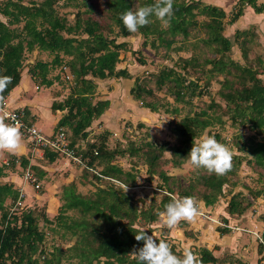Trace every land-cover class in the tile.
Here are the masks:
<instances>
[{"label": "trees", "instance_id": "obj_1", "mask_svg": "<svg viewBox=\"0 0 264 264\" xmlns=\"http://www.w3.org/2000/svg\"><path fill=\"white\" fill-rule=\"evenodd\" d=\"M25 1L0 2V14L7 18L4 21L0 16V75L12 77L4 96L20 83L23 69L26 68L24 62L27 60V52H33L36 48L52 52L54 57L50 61L37 59L28 65V72L39 86L44 87H50L55 82L62 83L61 71V74L52 75V71L57 68L66 74V79L73 80L70 92L63 100L55 99L51 105L54 113L65 110L52 135L60 130L65 131L70 146L84 159L85 167H82L84 173L79 177L80 181L63 185V203L54 219L44 216L47 223L57 220V224L65 228L66 234L75 239L67 248L55 246L50 253L45 252L42 247L46 233L39 227L35 211L27 209L20 214L13 212L12 209L20 198V190L12 182H0V264H137L129 253L134 247H142L143 241L137 242L135 235L140 230L153 235L157 228L155 224L160 221L158 212L163 211L164 205L170 202L169 194L194 197L208 208L224 196L226 185L235 186L239 183L238 172L244 161V153L250 155L246 164L264 168V81L261 77L264 75V57L258 54L255 58H250L249 52L254 39L250 29H237L233 39L224 33L227 25L235 24L245 15L248 6L256 14L264 13L263 3H258V0H236L232 9L227 12L223 7L204 0H174V15L168 26L151 17V23L139 29L140 34L145 37V46L149 42L153 48L165 46L169 51L177 42V36L187 37L193 28L206 34L202 41L213 52L212 56H205L203 59L196 55L182 57L179 62L182 63V71L176 67H164L157 75V85H167V90L175 101L184 103L187 102L186 99L191 100L192 97L209 93L212 80L220 75L223 77L219 81L221 86L218 94L225 104L211 99L205 108L171 121L169 129L176 143L170 140L160 144L147 141L140 146L131 143L128 147H121L119 144L112 147L108 143L112 133L110 129H104L98 136L94 135L95 131L91 132L97 120L100 123H97V127L104 128L102 115L111 104L109 98H99L97 88L100 81L107 84V81L111 82L116 78H132L126 67L118 68L121 52L130 50L127 41L118 42L116 36L108 37L102 22L89 15L91 8L84 14L78 11L75 23L72 24L57 13L54 0ZM136 1L137 7L154 2H106V11L111 20L109 32H114L115 25L118 27L116 35L129 37L133 34L124 27L119 15L133 8ZM234 43L242 50L245 63L231 56ZM137 60L142 65L147 64L142 57ZM130 94L133 100L142 102L144 109L159 111L160 103L148 99L154 95L153 89L138 77L135 78ZM163 106L167 113L174 115L182 110L178 106ZM19 109H24L28 119L32 120L27 108ZM226 120H230L233 126L247 127L253 132L249 137L241 139L240 144L235 142L238 151L244 155H233V166L227 174L217 176L202 168L203 171L197 177L184 182L180 176L162 169L166 163V152L172 153L173 165L180 167L188 160L193 140H197L211 126H223ZM213 136L218 141L225 142L220 133H214ZM60 155L56 150L45 149L44 157L49 161ZM120 155L144 158L150 181L155 175L161 177L156 185L157 190L163 192L160 200L153 196L147 202L146 197L136 196L130 191L141 185L139 175L134 168L125 169L116 162ZM19 160L24 171L29 168L39 178L43 177L45 171L36 165H30L27 156H22ZM16 164L17 159L13 158L0 166V176L5 174V169H14ZM86 183L96 185L95 190L82 193L78 185L84 186ZM256 195L264 199V189H259ZM8 198L12 200L10 206L6 204ZM197 204L202 210L200 203ZM252 205L253 202L243 192L232 193L222 213V221L233 225L231 222L244 215ZM69 210H75L77 215H69ZM179 224L183 226L189 223L181 221ZM217 229L225 235L232 228L219 225ZM170 230L163 227L159 237L153 236L169 243L176 255H182V249L165 234ZM185 232L187 235L193 233L190 230ZM191 250L202 264H219L222 261L208 247ZM258 253L261 256L260 262L264 260L262 242ZM37 254L43 256L42 259ZM64 259L68 261L64 262Z\"/></svg>", "mask_w": 264, "mask_h": 264}, {"label": "rangeland", "instance_id": "obj_2", "mask_svg": "<svg viewBox=\"0 0 264 264\" xmlns=\"http://www.w3.org/2000/svg\"><path fill=\"white\" fill-rule=\"evenodd\" d=\"M1 1L2 0H0V2ZM28 1L29 0H26L25 2ZM37 1L41 2L43 0ZM107 1L108 0H54V7L57 10V13L60 15V17L66 18L68 22L72 24L75 23L76 14L78 13V11H81L84 14L87 9L91 8L92 10L89 12V15L102 22L103 30L108 35V37L116 36L118 42L127 41L128 49H130L128 51L121 52V62L118 64V68L126 67L131 72L132 78H116L113 79V81H111L110 83L105 84L106 88H102V94H104V96L106 97L109 96L108 98L111 100V102L112 100H114L115 106H113V109L108 110V115H106V117L110 116V120L107 118L109 122L106 119L102 120L104 122V128L103 126H94L91 132L95 131L94 135L98 136V134L101 133L104 129H110L112 133L109 137L108 143L112 147H115L116 144L121 145V147H128L131 143H134L136 146H140L147 141H153L154 143L160 144L165 140H170L172 143H176L177 141L169 129V123L171 121H173L174 119H178L187 113H192L195 110H199L200 108H205L207 104L211 101V99H215L220 103L225 104V101L218 94V90L221 86L219 81L223 77L220 75H216V78L212 80V84L208 88L209 93H207L206 95L192 97L191 100L186 99L187 102L184 103L175 101L174 96L171 95L170 92L167 90V85L159 87L156 83L157 75L164 67H176V69L182 71V69L180 68L182 63H179L181 62L182 57H190L192 55H196L200 59H203L205 56H212L213 52L210 50V47L204 43V40L202 41L206 34L200 29L196 30L191 28V33L187 37H183L181 35L177 36V42L169 51L166 50L165 46H160L157 49L153 48L149 42L147 43V46H145V37L140 34L139 30L129 37H122L121 35H116V33L118 32V27L114 25V32H109V23L111 22V20L109 19L108 12L106 11ZM228 3L231 4L232 2L228 1ZM137 6L138 1H136L134 4V7ZM0 16L4 21L7 20V18L3 15L0 14ZM22 25L23 23L20 24V27H22ZM237 29H250L254 35L253 43L251 46L252 50H250L249 52L250 58H255L258 54H262V56L264 57V20L260 19L259 16H255L254 14H247V16H245L244 18H240L235 24L227 25L224 33H226L230 38L233 39L235 31ZM151 38L152 36H150V39ZM150 39L147 41H150ZM231 56L234 57V59H238L243 63L246 62L245 58L242 55V50L240 49L237 43H234ZM53 57L54 54L52 52L43 51L36 48L33 52L26 53L27 60L24 62V67L34 63V61H36L37 59L50 61ZM138 57L144 58L147 61V64H140L137 60ZM60 71L62 72V83L57 82V84H55L56 89H60L59 91H62L64 95H67L70 92L73 80L66 79V74L59 68L53 70L52 75H57L58 73H60ZM136 77L141 79L147 87L153 89L154 95L149 96L148 99H152L160 103V109L158 112H153L147 108L144 109L140 100L131 99V104L129 101H127L129 97V91L132 85L134 84ZM261 77L264 81V75H261ZM101 82L102 81H100V83ZM35 83V81L32 82V86H34ZM103 83L104 82H102V84ZM202 84H204V82H202ZM107 85H111L114 87H109ZM41 92L44 91L41 90ZM37 93L38 90H32L33 95ZM37 97L41 99L42 97H44V94H37ZM63 98L64 97L62 96V99ZM163 104H167L168 106H178L182 110L178 115L167 113ZM116 108L118 110L121 108H128L132 112L138 111L142 112V114L137 115L136 113H123L121 114L122 117L119 116L118 122H116L113 121L114 118H116L113 116V113L115 112V110H117ZM97 121L95 122V124L98 123ZM98 124L100 125V123ZM36 125L39 129H41L45 136H50L52 131L57 128V126H55L52 121L47 120L45 118H40ZM217 132L220 133L221 138L225 140L223 144H225L231 150L233 155H245L243 164L238 172L239 183L235 186L226 185L224 187V196H222L216 204L211 207H208V209H211L213 212H209L207 210L206 212L210 213V215L219 213L220 216L216 217L215 215V217L220 222H223V209L226 207L227 202L230 200L232 193L241 191L253 202V205L249 209H247L245 214H252L251 212H253V215L258 214L259 216L256 215V222L257 224L262 226L264 225V221H261L260 219L262 218L260 217L264 215V212L259 207V205L262 204L259 202L261 201L262 197H258L256 195V192L259 189H264V168L259 166L257 167L255 164H246V160L250 159V155L247 153L243 154V152H239L238 146L235 144V142H238L240 144L241 139L249 137L251 134H253V132H251L247 127L233 126L230 120H226V123L223 126H211L207 128L202 135H213ZM200 137H198V139ZM31 148L32 150H35L33 147ZM39 159L41 160V158ZM164 159L166 163L163 164L162 169L168 172L169 174L180 176L184 182L194 179L198 176L200 172L203 171L202 168H195L189 162V160H187L180 167H175L172 162L173 156L170 152L165 153ZM116 162L122 165L125 169L134 168L135 171H137V174L139 175L138 181L141 183V185L130 190L135 193L136 196L146 197L147 202L153 196H155L157 200L161 199L163 192L157 190L156 186L157 183L161 181V177L159 175H155L153 180L150 181L149 175L146 172V162L144 158L139 156L137 157L120 155L117 157ZM14 169L10 170L14 172ZM24 170L25 169H22V167L21 169L18 168V172L20 176H22V178L24 177ZM83 173L84 172L81 171L80 176L83 175ZM56 182L58 186H49L47 188V192H49V194H46V197L42 198V200H40L39 202H36L37 198L35 197V201L32 200L31 202H27L26 206L21 207V205H19V208L17 207L16 209H12L13 212L15 211V213L17 212L18 214H20L21 211L27 209H32L35 211L39 218V227L43 229L46 233L45 242L42 244V247L45 249V252L48 253H50V251H52L55 246H60L65 249L68 246L72 245L75 240L69 234H66L65 228L57 224V220H54L53 223H47L45 221V215L54 219V215H57L60 206L63 203V200L60 198L59 201L58 198L61 197L63 194V187L60 185L64 181L59 179ZM78 186L82 193H90L91 191L95 190L96 187V185L92 183H86V185L84 186ZM36 190L41 191L44 189L43 186H41V188ZM21 193H23V191H20V194ZM196 201L200 203V206L201 204H203L201 201ZM202 210L205 211L203 207ZM67 213L69 215H77L75 210H69L67 211ZM240 218L241 217H239V219ZM246 219L248 220V218ZM188 223L189 224H185L183 226L178 224L176 227L172 228L170 232L165 233L167 236L169 235L171 237V242L175 243L178 248L180 247V244L177 240L179 239L178 236L181 237L183 235L182 231L184 229L188 230L196 228L198 225L197 221H195L193 224H190V222ZM231 223L233 224L234 222ZM216 225L219 226L221 224L217 222L215 224V227ZM155 227L157 228L154 231L153 235L159 237L161 235V229L166 226L160 220L158 223L155 224ZM240 227L244 228L242 226ZM166 229H168V227H166ZM248 232L249 231H245L244 233V239H246V241H250V235ZM187 240L190 241V239L188 238ZM180 248L182 249V251H184L185 249L182 246ZM36 256L41 259L43 257L39 254H37ZM67 261L68 260L64 259V262Z\"/></svg>", "mask_w": 264, "mask_h": 264}, {"label": "crops", "instance_id": "obj_3", "mask_svg": "<svg viewBox=\"0 0 264 264\" xmlns=\"http://www.w3.org/2000/svg\"><path fill=\"white\" fill-rule=\"evenodd\" d=\"M204 1L223 7L227 12H229L232 9V7L236 2V0H204ZM228 1H231L232 3L230 4L228 3ZM258 3L264 4V0H258ZM247 14L249 15L254 14L255 16H259L260 19L264 20V13L256 14L254 12V9L250 6H248L245 9V15L242 18L247 16ZM28 68L29 67L26 66V68L23 70L20 83L15 88H13L11 92L7 95L8 105L12 108H21V107L27 108L28 109L27 111L32 116L31 117L32 121L35 122L36 124L40 118H45L47 120L52 121L54 125L57 126L60 118L64 115L65 110H57L54 113L52 111L51 105L55 99L63 100L62 96L64 97L65 95L63 94L62 91H58L60 89H56L55 84H57V82H55L54 85L50 87L43 86L42 88V86H39L36 83L34 86H32V82H34V80L29 74ZM107 82L110 83L109 81ZM105 84L106 82H104L103 84L102 82L99 83L97 88L98 95L102 94V88L103 89L106 88ZM107 86L112 87L111 85H107ZM33 89L38 90L37 94H44V97L39 99L37 97V94L33 95L32 94ZM41 90H43L44 92H41ZM58 93H60L61 95ZM108 97L109 96L107 97L104 96V94L99 95V98H108ZM128 99L127 101H129L131 104L130 100L132 99V97L130 91H129ZM113 106H115L114 100H112L108 110L113 109L114 108ZM108 110L104 113V115H102L103 116L102 118L106 119L107 121L108 119L110 120L109 118L110 116L106 117V115H108L107 114ZM123 113L126 114L136 113L137 115L142 114V112H138V111L132 112L128 108H121L119 110L118 109L115 110V112L113 113V116L116 117L114 118L113 121L118 122L119 116L122 117L121 114ZM95 126L97 127V124H95ZM53 131L55 132L56 129H54ZM53 131L50 135L54 133ZM44 155H45V150L42 149L32 150L28 138L26 136L24 137V135H23V144L19 151H17L16 153L0 151V166L9 162L10 159L13 158L17 159V164L14 169L15 171L12 172L11 168H10L11 170L5 169V174L0 176V182L3 183L12 182L14 183L16 188H18L20 191H23L24 206H26L27 202H31L32 200L35 201L34 199L35 197L37 198L36 202H39L40 200H42V198H45L46 194L47 195L49 194V192H47V188L49 186L57 187L58 185L56 181L59 179L64 181L60 185L62 187L63 185L68 184L72 181H80L79 179L80 173L81 171H83V168L81 166L76 165L75 163H73L71 160H69L67 157H64L63 155L56 157L52 161L46 159ZM22 156L28 157V159L30 160V165H36L37 167L40 168V170L45 171L42 178H39V176L36 174L44 190L41 191L36 190L33 184L29 183L24 179V177L22 178V176H20L18 172V168L21 169L22 167L23 169V166L21 165V162L19 160L20 157ZM39 158H41V160ZM60 198L61 197L58 198L59 201ZM259 202L262 203L261 205H259V207L264 212V199L261 198V201ZM6 204L10 206L12 204V200L8 198ZM201 206L203 207L204 210L213 212L211 209H208L203 204H201ZM251 213L252 214L249 213L244 214L241 216L240 219L233 220L234 222L233 224L242 226L247 230L231 229V232L225 235L221 234L218 231L217 225L215 227L217 221L209 220L204 217L198 216L195 220L198 222V225L196 224L197 227L193 229H188L190 231L193 230L192 231L193 233L191 235H187L185 232L186 229H184L182 231L183 235L181 237L178 236L179 239L177 241L180 244V247L182 246L184 248L194 249L196 247H202V246L208 247L209 249L214 251V254L216 256L221 258L222 261L219 264H264V260H261L259 262V258L261 257L258 253V247L260 241L257 238V236L252 232V231H257L262 235L264 239V225L261 226L257 224L256 217L259 215L256 214L257 215L256 216L255 214L253 215V212ZM215 215L216 217H219V214H213L212 216L215 219H217ZM246 218H248V220ZM260 218H262L260 219L261 221H264V215H262ZM194 222H190V224L191 223L193 224ZM245 231H249L248 233L250 235L249 236L250 241H246V239H244ZM187 238L190 239V241L187 240Z\"/></svg>", "mask_w": 264, "mask_h": 264}, {"label": "clouds", "instance_id": "obj_4", "mask_svg": "<svg viewBox=\"0 0 264 264\" xmlns=\"http://www.w3.org/2000/svg\"><path fill=\"white\" fill-rule=\"evenodd\" d=\"M174 0H154L152 4L133 7L121 12L119 19L129 33H136L140 28L151 23L155 17L164 26H168L174 15ZM12 82V77L0 75V111L6 101L4 92ZM10 120L12 122H6ZM23 144L21 126L14 116L4 113L0 115V151L16 153ZM195 168H203L209 174L222 176L232 169L233 154L223 143L213 135H202L193 140L192 147L187 156ZM127 191V186H126ZM170 195V202L164 205V210L158 212L162 223L172 229L181 221L194 222L200 216V209L194 197ZM137 242L143 241V246L135 248L129 253L137 264H202L198 256L190 249L185 248L182 255H176L165 240H157L140 230L135 235Z\"/></svg>", "mask_w": 264, "mask_h": 264}, {"label": "built area", "instance_id": "obj_5", "mask_svg": "<svg viewBox=\"0 0 264 264\" xmlns=\"http://www.w3.org/2000/svg\"><path fill=\"white\" fill-rule=\"evenodd\" d=\"M6 101L3 107V111H0V115H4V113H8L11 116H14L16 120L19 122L21 126V132L24 136H26L29 140L30 146L34 149H48L51 148L53 150L58 151L61 155L64 157H67L69 160H71L76 165H79L81 167H85L84 159L81 155L77 154L76 150L72 148L69 144L67 134L65 131L60 130L55 135L45 136L41 129H39L35 122L28 119L26 111L24 109L19 108H12L8 105L7 102V96ZM6 122H12L10 120H6ZM9 163V162H7ZM97 172L96 170H94ZM24 179L28 181L29 183L33 184L36 189L41 188V183L39 182L37 176L30 171V169H26L24 173ZM24 196V193L20 194V198L17 200L16 204L14 205L13 209H16L19 205L21 207H24V202L22 197ZM200 216L204 217L209 220H215L219 222L222 226H229L232 229L235 230H247L245 228H241L239 225H227L224 222H220L218 219H215L210 213L203 211L200 209ZM260 242L264 243V239L260 233L257 231H252Z\"/></svg>", "mask_w": 264, "mask_h": 264}]
</instances>
